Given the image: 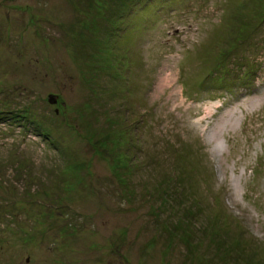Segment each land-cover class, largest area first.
I'll list each match as a JSON object with an SVG mask.
<instances>
[{
    "label": "rangeland",
    "instance_id": "obj_1",
    "mask_svg": "<svg viewBox=\"0 0 264 264\" xmlns=\"http://www.w3.org/2000/svg\"><path fill=\"white\" fill-rule=\"evenodd\" d=\"M0 264H264V0H0Z\"/></svg>",
    "mask_w": 264,
    "mask_h": 264
},
{
    "label": "water",
    "instance_id": "obj_2",
    "mask_svg": "<svg viewBox=\"0 0 264 264\" xmlns=\"http://www.w3.org/2000/svg\"><path fill=\"white\" fill-rule=\"evenodd\" d=\"M53 98V97H52ZM51 102V101H50ZM54 101H52V103H53Z\"/></svg>",
    "mask_w": 264,
    "mask_h": 264
}]
</instances>
